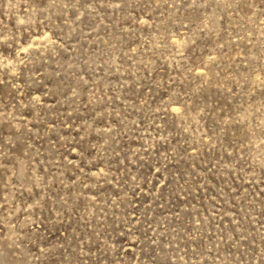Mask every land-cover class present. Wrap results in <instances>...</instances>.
Listing matches in <instances>:
<instances>
[{"label": "rangeland", "instance_id": "374dc122", "mask_svg": "<svg viewBox=\"0 0 264 264\" xmlns=\"http://www.w3.org/2000/svg\"><path fill=\"white\" fill-rule=\"evenodd\" d=\"M0 264H264V0H0Z\"/></svg>", "mask_w": 264, "mask_h": 264}]
</instances>
